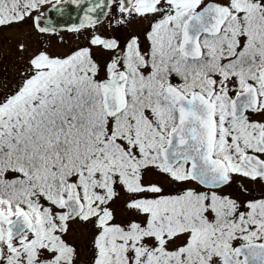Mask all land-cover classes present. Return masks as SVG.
Masks as SVG:
<instances>
[{"label": "snow or ice", "instance_id": "obj_1", "mask_svg": "<svg viewBox=\"0 0 264 264\" xmlns=\"http://www.w3.org/2000/svg\"><path fill=\"white\" fill-rule=\"evenodd\" d=\"M0 38V264H264V0H0Z\"/></svg>", "mask_w": 264, "mask_h": 264}, {"label": "rangeland", "instance_id": "obj_2", "mask_svg": "<svg viewBox=\"0 0 264 264\" xmlns=\"http://www.w3.org/2000/svg\"><path fill=\"white\" fill-rule=\"evenodd\" d=\"M7 35L13 43L17 39H28L27 30H25L24 32H10ZM70 38H71L70 34L66 36V39H70ZM32 39L34 40L35 37L33 36ZM11 47H12L11 44L8 45L0 44V53L8 54L7 59L3 58V56H0V77L6 74L11 75L12 72L14 71L13 68L14 56L9 54V50Z\"/></svg>", "mask_w": 264, "mask_h": 264}, {"label": "water", "instance_id": "obj_3", "mask_svg": "<svg viewBox=\"0 0 264 264\" xmlns=\"http://www.w3.org/2000/svg\"><path fill=\"white\" fill-rule=\"evenodd\" d=\"M69 7L72 8V7H74V6H69ZM72 15H73V18H74V17H75V12H73ZM70 22H72V21H70L68 17H65L64 21H62L61 24H62V26H63L64 24H66V23H70Z\"/></svg>", "mask_w": 264, "mask_h": 264}]
</instances>
